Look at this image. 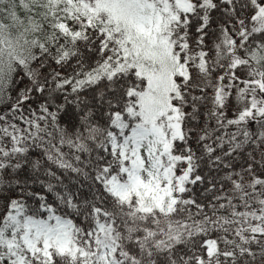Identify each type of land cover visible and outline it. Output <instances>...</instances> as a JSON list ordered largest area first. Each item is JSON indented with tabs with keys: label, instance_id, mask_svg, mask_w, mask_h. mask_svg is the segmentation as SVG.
<instances>
[{
	"label": "snow or ice",
	"instance_id": "6c2138e0",
	"mask_svg": "<svg viewBox=\"0 0 264 264\" xmlns=\"http://www.w3.org/2000/svg\"><path fill=\"white\" fill-rule=\"evenodd\" d=\"M0 264H264V0H0Z\"/></svg>",
	"mask_w": 264,
	"mask_h": 264
},
{
	"label": "trees",
	"instance_id": "16d2710c",
	"mask_svg": "<svg viewBox=\"0 0 264 264\" xmlns=\"http://www.w3.org/2000/svg\"><path fill=\"white\" fill-rule=\"evenodd\" d=\"M67 71H70V69H66Z\"/></svg>",
	"mask_w": 264,
	"mask_h": 264
}]
</instances>
